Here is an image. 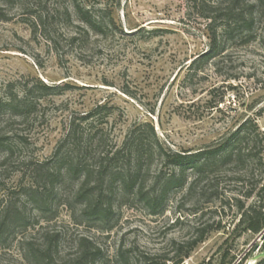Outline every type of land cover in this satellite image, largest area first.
I'll return each mask as SVG.
<instances>
[{
	"label": "rangeland",
	"instance_id": "obj_1",
	"mask_svg": "<svg viewBox=\"0 0 264 264\" xmlns=\"http://www.w3.org/2000/svg\"><path fill=\"white\" fill-rule=\"evenodd\" d=\"M76 4L104 15L101 35L81 23ZM207 5L0 0V98L41 83L58 87L32 90L36 106L24 118L0 113V137L13 148L8 155L0 149V264H47L38 257L50 236L56 241L49 264L70 263L82 237L100 250L96 264H172L189 249L182 264H257L264 242L235 225L241 205L260 206L264 213L256 194L264 182V0L253 13L250 39L232 33L222 39L225 49L202 63L211 44L209 18L224 24L218 16L228 0ZM101 7L105 11H97ZM193 60L197 70L188 68ZM99 104L111 113L99 118L106 145L98 150L120 143L135 127L152 147L149 126L171 151L211 149L252 118L260 153L208 170L190 191L186 184L163 195L173 169L154 153L138 180L142 195L123 191L119 181L105 184L108 212H85L74 200V180L53 189L56 199L46 205L32 199L27 162L49 159L70 119ZM90 164L96 166L95 160ZM8 214L20 220L7 227L2 221Z\"/></svg>",
	"mask_w": 264,
	"mask_h": 264
},
{
	"label": "trees",
	"instance_id": "obj_2",
	"mask_svg": "<svg viewBox=\"0 0 264 264\" xmlns=\"http://www.w3.org/2000/svg\"><path fill=\"white\" fill-rule=\"evenodd\" d=\"M204 9L208 7V0H194ZM263 0L251 3L249 0H228V5L221 9L222 16H218L224 24H216L217 19L209 18L208 26L211 32V44L208 53L202 55V63H207L211 54L222 52L225 48L224 40L237 32L240 36L250 39V29L254 21L253 13L258 7H262ZM77 14L81 23L97 35L103 33L104 15L93 12V7L76 4ZM96 10V9H95ZM105 11L104 7L97 11ZM108 17H111L108 14ZM109 25V23H108ZM112 25V24H111ZM115 25V24H114ZM219 29V33L217 30ZM196 61H191L188 68L198 69ZM49 93L56 91L58 87L41 83L33 89L22 90L15 95L5 92L0 98V113L9 111L13 117L24 118L35 108V102L31 100L32 90L37 89ZM110 115L111 109L106 104H99L86 111L80 118H71L64 136L59 140L52 156L43 161H30V169L27 174L29 179L26 193L32 199H38L42 205H46L56 199V187H63L69 181H77L78 188L74 193L75 201H82L85 212H108L110 207L104 203L108 199L109 192L105 184L119 181L123 191H136L141 193L138 180L145 168V164L153 158L154 153L160 158L161 163L171 167L173 172L164 179L163 190L165 194L172 187H184L188 184V190H192L195 183L203 180L205 173L218 165L240 163L254 155L260 145L259 131L256 121L252 118L243 120L235 129L231 130L216 147L200 149L197 151H171L156 136L153 126H149L154 139L152 144L142 134L140 127L130 129L120 143L114 142L106 150H101L106 145L104 128H102L101 115ZM105 116V117H106ZM103 117V116H102ZM82 123H87L89 129L85 131ZM154 145V146H153ZM99 147L101 148L100 150ZM0 149L6 154L13 151L12 144L7 137H0ZM154 150V152H153ZM256 153V154H255ZM96 154V155H95ZM95 160L96 166L90 162ZM190 171V176L187 171ZM96 176L94 182H91ZM24 191V188H22ZM258 202L264 204V182L256 193ZM142 195V193H141ZM159 195V196H160ZM159 196H153L154 200ZM93 202V205L91 204ZM241 213L236 228L258 234L264 228V213L260 206L250 205L247 208L240 206ZM243 209V210H242ZM20 220L16 214L5 215L4 225L7 227ZM5 226V227H6ZM49 243L45 246L39 259L49 264L53 255L52 246L56 239L50 236ZM264 242V241H263ZM32 249V248H31ZM185 251L178 258L172 260V264H182L189 256ZM38 256L35 254V257ZM100 256V250L86 238H80L78 253L68 264H96ZM144 264H153L151 260ZM257 264H264V256L258 258Z\"/></svg>",
	"mask_w": 264,
	"mask_h": 264
},
{
	"label": "water",
	"instance_id": "obj_3",
	"mask_svg": "<svg viewBox=\"0 0 264 264\" xmlns=\"http://www.w3.org/2000/svg\"><path fill=\"white\" fill-rule=\"evenodd\" d=\"M258 238H259L262 242L264 241V228L258 233ZM258 248H259V245H256V246H255V249H258ZM260 256H264V251L261 252V253L259 254L258 258H259ZM234 264H235V263H234Z\"/></svg>",
	"mask_w": 264,
	"mask_h": 264
},
{
	"label": "bare ground",
	"instance_id": "obj_4",
	"mask_svg": "<svg viewBox=\"0 0 264 264\" xmlns=\"http://www.w3.org/2000/svg\"><path fill=\"white\" fill-rule=\"evenodd\" d=\"M250 264V263H249Z\"/></svg>",
	"mask_w": 264,
	"mask_h": 264
}]
</instances>
